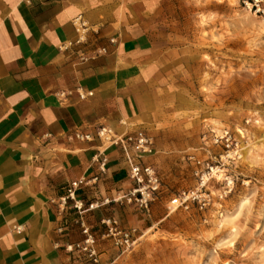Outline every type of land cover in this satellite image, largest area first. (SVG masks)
Returning <instances> with one entry per match:
<instances>
[{
  "label": "rangeland",
  "instance_id": "374dc122",
  "mask_svg": "<svg viewBox=\"0 0 264 264\" xmlns=\"http://www.w3.org/2000/svg\"><path fill=\"white\" fill-rule=\"evenodd\" d=\"M252 2L156 0L149 20L162 60L144 94L140 124L154 141V153L142 162L156 169L160 188L148 208L129 201L137 185L124 153L103 141L107 149L94 158L100 173L89 181L106 174V153L114 147L125 182L108 198L76 196L81 210L72 202L81 235L76 245L87 239L83 222L97 264H264V1L260 12ZM211 129L230 130L237 158L222 159L226 151L210 133L203 139ZM211 166L220 171L202 188L200 176ZM184 192L209 199L203 208L193 199L187 208L173 207ZM120 231L133 233L130 247L116 244Z\"/></svg>",
  "mask_w": 264,
  "mask_h": 264
},
{
  "label": "crops",
  "instance_id": "0c3cea01",
  "mask_svg": "<svg viewBox=\"0 0 264 264\" xmlns=\"http://www.w3.org/2000/svg\"><path fill=\"white\" fill-rule=\"evenodd\" d=\"M155 2L0 0V264H96L77 248L79 217L61 198L84 178L76 193L84 202L125 182L114 147L106 174L89 180L107 149L101 127L148 133L144 94L162 60L149 20ZM82 33L85 45L64 49ZM104 46L106 54L81 61Z\"/></svg>",
  "mask_w": 264,
  "mask_h": 264
},
{
  "label": "built area",
  "instance_id": "2783aa9c",
  "mask_svg": "<svg viewBox=\"0 0 264 264\" xmlns=\"http://www.w3.org/2000/svg\"><path fill=\"white\" fill-rule=\"evenodd\" d=\"M264 0H253L251 3L252 8H255L256 11L260 12L263 11L262 5ZM76 23L80 27L82 31L86 30V25L84 22H82L81 17L76 18ZM87 43L85 34H81L78 36L75 42H71L68 45L64 46V49H72L74 47H79L82 45H85ZM111 44L117 43V38H111L110 39ZM75 52H77V49H74ZM108 52L107 47H101L95 51V54L91 57H87L84 54L80 56L81 61H88L91 58L97 57L101 54H106ZM91 94V93H90ZM83 97V95H81ZM213 138V143L216 145H221L224 147L226 153L224 155H221V158H228V159H235L237 158L238 151V143L236 142L235 138L231 134L230 130L223 129L220 132H217L214 129H211L210 131L206 132L203 135V139L206 140L208 134ZM74 138L79 140H90L91 136L90 134H84L81 132H76L73 135ZM98 137L101 140H106L110 142V145H116L121 148V150L124 153L126 162L129 166V175L131 179L135 182L137 185L136 188H134L128 197L129 201L135 200L138 202V204L141 207L148 208L149 203L154 199V194L159 190L160 188V177L156 171V169L151 164H147L142 162V158L147 155H152L154 153V141L152 136H150L147 132L144 130H137L132 133H125L121 135H117L114 133L112 129L101 127L98 130ZM106 160H103L101 169L104 171ZM220 171L219 166H216L215 168L213 166L209 167L207 172L202 173L200 176V187H205L206 182L208 181V176L213 175L214 173H217ZM98 178L95 177L94 180H97ZM85 183L84 179L74 181L71 183V185L68 188L67 195L65 197L61 198V205L64 206L61 208L62 210L65 208V205L67 204L68 200H71L74 202V208H77L81 210L83 207L82 201L77 200L76 193L78 188L81 184ZM226 186L228 187V190L231 191L233 188V180L230 178H227ZM189 199L198 200L201 204V208L206 205V200L209 199V194H204V197L196 195L195 192L191 194H187L184 192L179 197H176L172 201V205L175 208H178L180 206H185L186 208L189 207ZM91 209L94 208V205H90ZM82 228L83 233L87 235V239L84 241L83 244H77V248L80 249L83 252H86L87 256L93 263H99V255L97 253V250L93 246V238L91 234L89 233V227H87L82 222ZM114 229L113 227L111 228ZM116 229V228H115ZM117 230V229H116ZM115 240L117 245H121L123 247H130L133 243L132 232H115ZM72 247V246H71Z\"/></svg>",
  "mask_w": 264,
  "mask_h": 264
},
{
  "label": "bare ground",
  "instance_id": "6f19581e",
  "mask_svg": "<svg viewBox=\"0 0 264 264\" xmlns=\"http://www.w3.org/2000/svg\"><path fill=\"white\" fill-rule=\"evenodd\" d=\"M244 153L246 154V153H247V150H246V151H244Z\"/></svg>",
  "mask_w": 264,
  "mask_h": 264
}]
</instances>
